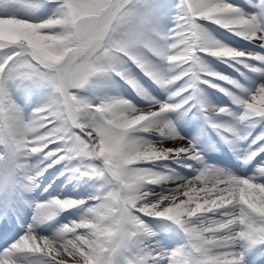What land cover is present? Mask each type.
Wrapping results in <instances>:
<instances>
[{"label":"snow or ice","instance_id":"1","mask_svg":"<svg viewBox=\"0 0 264 264\" xmlns=\"http://www.w3.org/2000/svg\"><path fill=\"white\" fill-rule=\"evenodd\" d=\"M245 3L0 0V264H264V0ZM58 177L81 194L30 198Z\"/></svg>","mask_w":264,"mask_h":264},{"label":"bare ground","instance_id":"2","mask_svg":"<svg viewBox=\"0 0 264 264\" xmlns=\"http://www.w3.org/2000/svg\"><path fill=\"white\" fill-rule=\"evenodd\" d=\"M69 187H70V185H69Z\"/></svg>","mask_w":264,"mask_h":264}]
</instances>
